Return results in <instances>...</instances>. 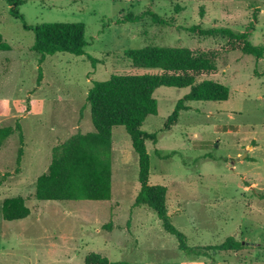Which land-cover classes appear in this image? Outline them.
I'll return each mask as SVG.
<instances>
[{
    "label": "rangeland",
    "instance_id": "1",
    "mask_svg": "<svg viewBox=\"0 0 264 264\" xmlns=\"http://www.w3.org/2000/svg\"><path fill=\"white\" fill-rule=\"evenodd\" d=\"M20 13L31 26L81 23L86 28V54L47 56L39 78L40 55L32 50L35 35L12 17L0 0V129L24 134V156H17L19 134L0 149V264H85L98 253L128 264H264V58L226 53V38L196 36L188 28H230L245 32L264 47L263 0H24ZM152 11L139 23L119 24L126 15ZM257 15L255 21L254 15ZM147 46L193 52L219 50L216 71L199 77L227 85L224 102H187L176 124L167 119L190 89L156 90L157 115L143 130L147 140L150 182L168 190L172 223L192 247L222 244L229 237L243 243L236 252L209 257L187 255L164 231L147 207H134L140 191L139 162L130 137L114 128L110 146L94 151L112 167L108 201H43L37 181L47 173L54 148L96 133L87 103L95 82L114 75L156 74L125 57V50ZM93 59L95 62L93 63ZM22 199L30 215L7 221L5 208Z\"/></svg>",
    "mask_w": 264,
    "mask_h": 264
},
{
    "label": "trees",
    "instance_id": "2",
    "mask_svg": "<svg viewBox=\"0 0 264 264\" xmlns=\"http://www.w3.org/2000/svg\"><path fill=\"white\" fill-rule=\"evenodd\" d=\"M264 1V0H263ZM12 17L20 20L26 31H32L35 42L32 50L40 55L39 78L42 77V64L47 56L57 53H69L76 57L86 54V28L81 23H44L29 25L20 13L19 7L24 0H6ZM150 16L158 25H168L152 11L141 15H126L119 24L139 23ZM255 21L257 15H254ZM251 24L245 32H235L230 28L205 29L199 25L188 28L196 36H215L226 38V53L239 52L264 58V47L255 46L251 41ZM125 57L134 64H142L146 69L157 70L156 74L114 75L109 80L95 82L88 92L87 103L96 133L91 136L71 139L57 146L53 151L52 163L46 174L39 177L36 196L43 201L88 200L108 201L112 197V167L94 151L96 145L110 146L112 131L122 127L130 137L134 153L138 157L140 191L134 207H147L158 218L162 228L174 236L180 251L187 255L209 257L214 252H236L243 243L235 237H229L222 244L207 247H192L188 237L172 223L167 207L168 190L162 185L150 182L151 161L147 150V140L157 142L155 135H148L143 127L150 116L158 113V100L155 92L161 87L190 89L188 95L177 102L175 110L167 119V128L176 124L181 112L189 110L187 102H224L230 99V88L220 82L199 77L216 71L219 50L193 52L189 49L163 46H147L140 49H127ZM90 60L95 62L93 59ZM264 77V74L261 75ZM19 134L20 148L17 166L20 168L24 156V134L20 122L15 129H0V149L14 133ZM7 221L24 220L30 215L22 199L10 203L4 210ZM85 264H128L126 261L113 262L98 253L85 258ZM210 264H215L214 261Z\"/></svg>",
    "mask_w": 264,
    "mask_h": 264
}]
</instances>
